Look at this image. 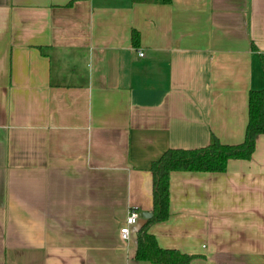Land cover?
Masks as SVG:
<instances>
[{
	"label": "crops",
	"instance_id": "obj_1",
	"mask_svg": "<svg viewBox=\"0 0 264 264\" xmlns=\"http://www.w3.org/2000/svg\"><path fill=\"white\" fill-rule=\"evenodd\" d=\"M262 88L264 0H0V264H154L143 218L120 235L151 161L241 142ZM149 231L187 264H264V132L224 171H172Z\"/></svg>",
	"mask_w": 264,
	"mask_h": 264
},
{
	"label": "trees",
	"instance_id": "obj_2",
	"mask_svg": "<svg viewBox=\"0 0 264 264\" xmlns=\"http://www.w3.org/2000/svg\"><path fill=\"white\" fill-rule=\"evenodd\" d=\"M133 2L170 3L171 0H132ZM133 47L139 45V32L131 31ZM264 132V88L248 93V118L244 139L235 144L221 142L212 135L210 141L194 148L169 147L151 161V213L136 231L134 258L154 264H187L193 254L176 248H163L149 228L169 216V178L172 171L220 172L226 169L229 159L250 158L256 136Z\"/></svg>",
	"mask_w": 264,
	"mask_h": 264
},
{
	"label": "built area",
	"instance_id": "obj_3",
	"mask_svg": "<svg viewBox=\"0 0 264 264\" xmlns=\"http://www.w3.org/2000/svg\"><path fill=\"white\" fill-rule=\"evenodd\" d=\"M142 55L141 51H138ZM140 218V211L137 208H130L125 217V223L120 228V235L124 240H128L130 237V227L135 225Z\"/></svg>",
	"mask_w": 264,
	"mask_h": 264
},
{
	"label": "water",
	"instance_id": "obj_4",
	"mask_svg": "<svg viewBox=\"0 0 264 264\" xmlns=\"http://www.w3.org/2000/svg\"><path fill=\"white\" fill-rule=\"evenodd\" d=\"M152 215L151 211H140V217L143 219H147Z\"/></svg>",
	"mask_w": 264,
	"mask_h": 264
}]
</instances>
